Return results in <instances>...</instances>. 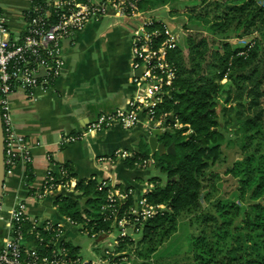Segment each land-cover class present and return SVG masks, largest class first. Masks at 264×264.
Wrapping results in <instances>:
<instances>
[{
  "label": "trees",
  "instance_id": "trees-1",
  "mask_svg": "<svg viewBox=\"0 0 264 264\" xmlns=\"http://www.w3.org/2000/svg\"><path fill=\"white\" fill-rule=\"evenodd\" d=\"M180 1L142 0L140 6L155 11L170 5L172 13L179 9ZM260 2L201 0L200 11L197 6L190 10L189 26L204 28L210 37L189 34L168 54L177 67V76L165 87L163 101L155 113L156 118L166 115L171 130L166 129L160 138L167 146L175 143L176 153L153 155L166 179L160 183L158 177H153L151 181L156 186L146 196L150 203L164 208L144 223L140 243L152 242L182 212L198 209L202 198H208L209 193L203 192L206 170L219 161L224 145L235 142L240 147L243 158L234 162L228 173L239 181V198L248 195L249 201L247 206L222 199L215 204L225 220L213 234L203 228L192 236L191 264H264V5ZM156 25L163 33V22L157 21ZM253 35L252 47L229 41ZM215 43L223 51L216 49ZM184 48L188 49L190 68L182 65ZM241 51L247 54L241 55ZM225 78L227 82L222 83ZM233 114L238 126L236 132L232 130L233 138H229L224 130H230ZM176 121L182 125L180 128L175 126ZM217 142L220 144L208 147ZM146 157L136 153L126 160V165L133 167ZM28 173L32 178L29 167ZM98 184L94 176L78 180L76 188L88 198L90 208L81 211L80 200L65 196L56 201L59 211L75 218L96 215L91 209L106 201V192L99 191ZM131 206L132 197L123 210ZM215 220L209 213L202 217V222ZM149 249L148 253L154 251Z\"/></svg>",
  "mask_w": 264,
  "mask_h": 264
},
{
  "label": "built area",
  "instance_id": "built-area-1",
  "mask_svg": "<svg viewBox=\"0 0 264 264\" xmlns=\"http://www.w3.org/2000/svg\"><path fill=\"white\" fill-rule=\"evenodd\" d=\"M29 1L26 12L30 15L25 14L26 27L18 40L10 37L8 18L0 8V115L6 172L19 161L28 165L33 160L32 142L15 131L9 95L17 88H23L28 95L39 86L48 89L64 72V41L104 18L115 17L134 24L132 67L142 70L141 76L134 80L145 85V92L130 100L126 109L100 113L82 133L63 134L61 144H71L92 132L115 126L131 129L144 117L151 124V130L166 129V115L156 118L155 108L163 101L165 87L176 77V66L168 54L177 48L179 38L157 10L141 8L142 0ZM157 21L163 22V33ZM255 35L234 42L252 47ZM240 54L246 55L247 51ZM175 126L182 125L176 121ZM132 157L119 149L97 160L114 165ZM47 160L46 178L36 196L45 197L62 189L75 192L77 182L69 167L55 163L51 155ZM156 163V159L149 156L140 158L135 164L148 168ZM155 186V182H148L138 205L123 210L133 190L122 188L113 177L101 180L98 190H105L106 201L97 209H91L96 215L84 214L81 218L64 215L62 221L30 217L26 203L18 202L8 223L10 236L0 243V264H129L132 258L125 254V247L140 234L144 223L164 208L150 203L146 196ZM68 226L77 228L81 237L91 241V255L83 254L80 246L74 247L63 239ZM29 239L35 241V247L27 245Z\"/></svg>",
  "mask_w": 264,
  "mask_h": 264
},
{
  "label": "crops",
  "instance_id": "crops-1",
  "mask_svg": "<svg viewBox=\"0 0 264 264\" xmlns=\"http://www.w3.org/2000/svg\"><path fill=\"white\" fill-rule=\"evenodd\" d=\"M29 7V0H0V8L8 18L10 37L14 40L21 37L26 27L25 13ZM133 27V23L115 17L89 24L64 41V72L48 89L39 86L32 95H28L23 88H17L9 95L15 131L32 142L33 160L28 165L19 161L6 172L0 204V221L4 224L0 226V243L10 236L8 223L11 212L20 201L26 203L30 217L54 221H62L65 215L56 206L58 198L67 196L80 200V210L92 206L79 189L72 193L62 189L45 197L36 196L46 178L49 155L55 163L67 165L77 183L92 176L99 182L113 177L122 188L133 190L134 205H138L146 184L155 177L151 172L156 165L143 168L135 164L129 167L127 159L114 165L99 163L97 159L111 156L119 149L132 156L136 153L153 156L149 137L154 130H159V141L165 143L160 137L166 129L171 130L167 124L165 130H151V124L144 117L131 129L115 126L102 132H92L77 142L61 144L63 134L82 133L100 113L126 109L130 100L145 92V85L134 80L139 76L136 75L138 70L132 67ZM175 32L179 45L185 40H182L185 32L178 27ZM28 167L33 171L32 178ZM158 179L161 183V177ZM82 238L77 228L70 226L63 236L72 246H80L83 254L91 255L90 244L83 247ZM27 245L35 247L36 243L29 239ZM132 263L130 261L129 264Z\"/></svg>",
  "mask_w": 264,
  "mask_h": 264
},
{
  "label": "rangeland",
  "instance_id": "rangeland-1",
  "mask_svg": "<svg viewBox=\"0 0 264 264\" xmlns=\"http://www.w3.org/2000/svg\"><path fill=\"white\" fill-rule=\"evenodd\" d=\"M260 3L264 5V0H261ZM201 4V0H181L177 11L172 13L170 11L169 13V10H171L169 5V7L165 6L157 10V12L165 19L164 21L168 20L167 22L171 28L173 27L176 30L178 27L185 32L182 35V40L189 36V34H194L197 38L202 36L210 37L204 28H193L189 26L191 24V21H189L190 10L197 6L196 10L200 11L202 9ZM186 23L188 27H185L184 24ZM229 41L233 43L235 39ZM215 47L216 49L219 48V51H223L220 44L215 43ZM182 55V65L185 68H190L191 62L188 56V50H183ZM225 82H227L226 78L222 80V83ZM262 104L264 105V97ZM232 125L230 126V130H224L225 136L229 138H233L232 134L234 131L232 130L237 131V127L236 129H232ZM222 150L219 161L206 170L204 180L205 188L203 192L209 193L208 198H202L201 206L198 209L190 212H182L175 222L167 225L166 229L165 227L161 229L152 242L140 243L143 233L141 230L138 235L139 237L137 236L134 240H130L128 247L124 249L125 254H128L129 258H132L130 260L133 262L132 264H191L192 257L190 250L192 236L197 235L203 228L213 234V230H217L218 226L225 220V216L222 215L223 213L218 210L215 204L221 199L234 201L240 206H247L249 204L247 200L248 195L242 200L239 198V181L231 173H228V170L233 166L234 162L243 158V155L240 153V147L234 142L231 145H224ZM151 173L155 177H161V183L165 182V175L157 166L153 167ZM206 213L213 214L216 220L210 221V223L202 222V217ZM239 221L240 218L236 222ZM90 243L91 241L88 238L83 237L81 240L83 247H86ZM150 247L154 251L148 253L147 250H150Z\"/></svg>",
  "mask_w": 264,
  "mask_h": 264
},
{
  "label": "water",
  "instance_id": "water-1",
  "mask_svg": "<svg viewBox=\"0 0 264 264\" xmlns=\"http://www.w3.org/2000/svg\"><path fill=\"white\" fill-rule=\"evenodd\" d=\"M141 74H142V70H138L136 72L137 76H141ZM232 117L234 119L232 129H236L237 120H236L235 114H233ZM169 120L170 122L174 121L173 117H170ZM158 134H160L159 130H154L153 134L149 137V140H148L152 153L154 154L158 152L160 155H163L165 153L175 154L176 153L175 143H172L170 146H166L165 143H161L159 141ZM4 144H5L4 128H3L2 118L0 115V204H1L3 187H4L5 179H6V166L4 162ZM219 144L220 142L210 143L208 147L213 148L214 146H217ZM3 225H4L3 221H0V226H3Z\"/></svg>",
  "mask_w": 264,
  "mask_h": 264
}]
</instances>
